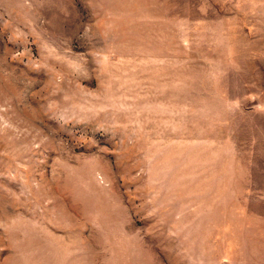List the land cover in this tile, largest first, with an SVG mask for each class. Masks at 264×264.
I'll return each instance as SVG.
<instances>
[{
  "label": "rangeland",
  "instance_id": "374dc122",
  "mask_svg": "<svg viewBox=\"0 0 264 264\" xmlns=\"http://www.w3.org/2000/svg\"><path fill=\"white\" fill-rule=\"evenodd\" d=\"M0 264H264V0H0Z\"/></svg>",
  "mask_w": 264,
  "mask_h": 264
}]
</instances>
